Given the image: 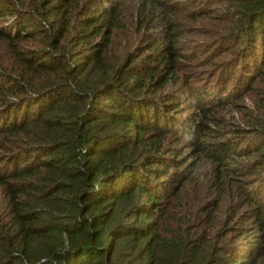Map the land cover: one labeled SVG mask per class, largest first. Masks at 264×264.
Wrapping results in <instances>:
<instances>
[{
	"label": "trees",
	"instance_id": "16d2710c",
	"mask_svg": "<svg viewBox=\"0 0 264 264\" xmlns=\"http://www.w3.org/2000/svg\"><path fill=\"white\" fill-rule=\"evenodd\" d=\"M127 2L0 0V264H264V107L233 145L208 89L264 78V0ZM200 26L209 67L177 85Z\"/></svg>",
	"mask_w": 264,
	"mask_h": 264
},
{
	"label": "rangeland",
	"instance_id": "374dc122",
	"mask_svg": "<svg viewBox=\"0 0 264 264\" xmlns=\"http://www.w3.org/2000/svg\"><path fill=\"white\" fill-rule=\"evenodd\" d=\"M144 1L145 0H128L126 8H129L130 5L131 7L133 5L137 7L142 6L143 4H145ZM147 1L150 2V0ZM181 2L182 4H184V8L193 10L197 7H201L202 5L214 4L216 0H168L167 4L168 7H170L172 13H179L181 12V10L185 12L183 7H179L175 4ZM215 5L211 7L209 6L210 13L208 12L206 14L207 16L204 18V21L206 23H211L215 25V22H217V17L219 16L218 13L216 11H211L212 7H214ZM176 8L178 9V11H176ZM175 15V17L177 18L178 14ZM202 27L203 26H200L199 29ZM210 35H213L211 34L210 29L204 27L200 29L199 35H184L182 36V38H180V40H178V48L184 49L185 47L183 53L188 55V57L186 59H182L180 62L179 67L183 71L175 72L177 79H179L177 85L184 86L185 83L188 82L192 87L198 79H204L205 73L209 66L204 67L203 63L208 58L212 48L215 46V42H213L215 41L214 38L208 37ZM230 43L231 40L227 43L218 44L217 50L219 56L217 57V60L221 59L223 62L224 60H226V57L231 55V50L225 53L221 52L222 50H224V47H229ZM237 45L238 42L235 44L236 48ZM196 54H198V58L195 56ZM239 76L240 79L244 78L242 75H240L239 72H237L233 79L228 80L227 78L223 84L217 86L215 82H212L211 84L212 76L210 75V78L207 82L208 86L209 84H211L208 87L209 92L219 94L224 99L227 98L226 100L223 99L224 101L221 100L222 102L219 105H215L214 107L209 106L210 108H213V111H216L215 113L218 112L216 116L219 118L220 123L217 126H215V124L209 126L210 129H212V131L214 132L211 134L215 137H221L220 139L222 140L228 139L233 145H235V143L241 145V142L246 139L244 136L248 135V129L251 127L252 122L254 121L253 118L256 115L257 107H264V78L255 81L253 84L251 83V79L248 80V85H251V88L246 93V95L243 94L247 91V87L243 88L240 93H234V95H231L233 90L237 86V78ZM196 85L197 84H195L194 87H196ZM190 99L192 100V105H195L197 101L195 96H190ZM212 143H214L213 140ZM194 161L195 159H193L192 162ZM238 162L239 160H235L234 164H237ZM215 169H217V163L215 162L212 163L205 160L200 164H196L193 170L192 180H195L197 178L203 184H207L208 180H213L215 178ZM218 174L219 178L226 179V181H229V179L227 178V173L218 171Z\"/></svg>",
	"mask_w": 264,
	"mask_h": 264
}]
</instances>
